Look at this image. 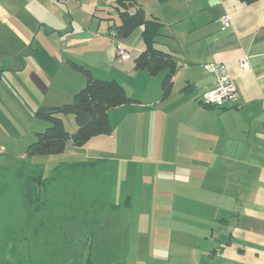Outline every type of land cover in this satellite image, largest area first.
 Here are the masks:
<instances>
[{"label": "crops", "instance_id": "1", "mask_svg": "<svg viewBox=\"0 0 264 264\" xmlns=\"http://www.w3.org/2000/svg\"><path fill=\"white\" fill-rule=\"evenodd\" d=\"M49 1L0 0V38L6 40L0 50V82L3 72L28 79L39 91L36 109L69 102L86 84L85 76L71 67L72 60L96 77L117 79L135 99L110 110L112 134L83 146L68 143L84 149L86 159L118 158L116 198H133L132 207L122 214L120 235L129 248V263L264 264V0H136L147 18L162 21L156 46L177 61L165 98L162 79L168 71L153 75L135 68V58L145 49L142 26L118 39L131 57L117 58L109 21H120L116 0L98 2L93 13L113 6L110 16L103 17L109 19L107 32L98 31L100 22L94 28L95 19L89 21L91 29L75 23L64 3L55 14L62 21L56 27L60 36H53L56 46L50 48L36 40L41 25L47 37L53 35L51 29L57 30L49 25ZM225 14L232 19L228 28L221 22ZM66 18L73 20L71 28ZM245 57L249 67L244 70ZM211 63L225 64L234 77L239 89L235 102L220 107L202 100L214 86L206 68ZM47 126L42 122L36 132ZM118 131L130 145L128 153L145 150L139 158L147 165L151 151L164 160L160 173L152 175L147 166L139 184L130 180L141 163L129 155L121 163ZM138 199L144 214L136 222L131 216ZM149 249L154 251L152 261L144 255Z\"/></svg>", "mask_w": 264, "mask_h": 264}, {"label": "trees", "instance_id": "2", "mask_svg": "<svg viewBox=\"0 0 264 264\" xmlns=\"http://www.w3.org/2000/svg\"><path fill=\"white\" fill-rule=\"evenodd\" d=\"M115 8L120 21L110 25L111 32L123 39L143 27L145 49L135 58V68L153 75L167 70L162 91L163 98L169 96L177 61L156 46L162 21L147 18L136 0H116ZM69 62L85 76V86L69 102L38 107L36 116L48 126L36 132L13 165L0 164V264H128V246L120 242L121 221L133 198L116 200L118 158L62 161L49 174L29 160L62 153L69 141L83 146L112 134L110 110L135 101L117 79L96 77L86 66ZM69 114L75 116V130L64 122Z\"/></svg>", "mask_w": 264, "mask_h": 264}, {"label": "rangeland", "instance_id": "3", "mask_svg": "<svg viewBox=\"0 0 264 264\" xmlns=\"http://www.w3.org/2000/svg\"><path fill=\"white\" fill-rule=\"evenodd\" d=\"M36 2H41L42 0H35ZM49 1V0H44ZM49 12H50V18H49V25L53 26L55 29H57L55 32L52 30V36L47 37L48 32L45 31V26H42V31L39 33V36L37 37V42L40 41V45L42 46V41L47 45V47L50 48V46H56V40L52 39L53 36H60L59 30L56 27H59V25L62 24V21H59L60 18H55V14H58L60 11V8H62L63 4L66 5L67 12L72 16L76 18L75 23L84 25L85 27L90 26V19L97 20V24L95 25V29H97V25L100 22L101 26L98 31H106L108 27V20L103 18L110 16V11H112L114 8L113 6L109 7H103L102 9H98L95 15H93L94 11L96 10L97 6L96 4L98 2H109V0H50L49 1ZM100 20V21H99ZM72 19L71 21L67 22L66 18V27L71 28L72 25ZM109 21L114 22L113 18H110ZM119 21V18H118ZM47 24V23H46ZM36 25V30H39V24ZM89 29H91L89 27ZM49 31V30H48ZM45 37L47 40H42V38ZM59 37H57V42ZM111 43L115 42L116 39L110 36ZM6 40L0 38V50H4ZM21 43V40H20ZM76 46V45H75ZM69 48L74 49V42L69 45ZM46 56H42V59H45ZM31 69V68H30ZM29 69L28 73L31 71ZM11 72H3V78L4 81L0 82V164L1 165H13L15 163V159L17 157H20L23 153H25L27 146L33 142L36 139V129L39 127L42 122H46L47 125L49 124L46 120L38 118L36 116L37 109L35 108V103L38 101V89L33 88L34 86L31 84V82H28V79L26 78H20L17 74H12ZM22 76H25L22 75ZM69 118H65L66 127L68 129L73 130L75 125L77 126L75 116L73 114H69ZM116 123V122H114ZM44 128H41L40 130H44ZM39 131V130H38ZM126 137L127 134H125ZM124 136H122V133L118 131L116 139L118 143H120V146L122 149H119L118 153L121 157V163L126 162L128 159L127 155L131 156V159L135 161H139L141 163L140 169L137 168L135 175L132 174V178L130 180L137 181L139 184L141 182L140 178L142 177V170L145 167H149L151 169L152 175H154L155 172L160 173V167L159 165L163 163L164 160L160 161V158H157L153 155L151 151V165L146 164L145 158L143 160L140 157L145 153V150H141L140 148L135 152L128 153V149L130 148L129 143L126 142V139H123ZM122 141H120V139ZM71 144V141L68 142ZM68 145L66 147L65 151L59 154H38L33 155L29 157V160L34 163H40L44 166L46 174H49L52 169L62 162L64 159H70L71 161H79V160H86L87 152L84 149L76 148L72 145ZM114 146L117 145V142L112 143ZM128 153V154H127ZM145 157V156H143ZM130 159V160H131ZM144 163V165H143ZM149 163V162H148ZM158 165L155 167V165ZM143 167V168H142ZM165 171L166 169L170 170V167L164 166ZM148 168V169H149ZM139 196V195H138ZM126 198V196H122L121 198H117V201H123ZM140 198V196H139ZM178 202L180 200H177ZM138 200H135V207L133 209L132 219L135 218L136 222H138V218L142 216L144 213H140V208H142L141 203H138ZM169 218V215H167ZM154 218V215L152 216V220ZM168 223V222H167ZM165 224V223H163ZM175 224L177 225V222L175 221ZM120 242L122 243V239L120 238ZM126 242V241H125ZM135 243V242H134ZM115 246L120 247L118 244V241H116ZM136 247H133V250ZM142 251L141 253H143ZM154 251L152 249H149L147 254L146 251L144 252V255H148V258L150 261H152V254ZM139 255V249H135L133 251V256L138 258ZM143 256V254H140ZM129 248H127L126 252V260L128 259L129 263ZM144 257V256H143ZM143 258H140L142 260ZM136 260V259H135ZM140 264V263H139Z\"/></svg>", "mask_w": 264, "mask_h": 264}, {"label": "built area", "instance_id": "4", "mask_svg": "<svg viewBox=\"0 0 264 264\" xmlns=\"http://www.w3.org/2000/svg\"><path fill=\"white\" fill-rule=\"evenodd\" d=\"M221 22L224 28H228L232 23L231 16L229 14H225L222 16ZM111 36L116 39L117 58H130V50L126 46L117 43L119 38L116 37L115 30H112ZM241 66L244 70L249 67L247 57L241 60ZM206 68L214 77V86L202 94V100L207 104L220 107L228 103L235 102L239 97V89L227 66L223 63H211L206 64Z\"/></svg>", "mask_w": 264, "mask_h": 264}]
</instances>
